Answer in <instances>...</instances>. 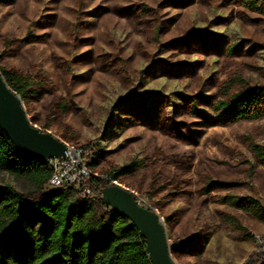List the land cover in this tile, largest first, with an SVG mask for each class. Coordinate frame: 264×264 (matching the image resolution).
<instances>
[{
    "label": "rangeland",
    "instance_id": "obj_1",
    "mask_svg": "<svg viewBox=\"0 0 264 264\" xmlns=\"http://www.w3.org/2000/svg\"><path fill=\"white\" fill-rule=\"evenodd\" d=\"M76 1H0V67L45 84L21 100L30 122L89 155L100 149V175L142 162L118 182L167 219L175 264H264L256 260L264 223L219 200L231 194L264 207V167L246 140L264 145V117L223 124L213 110L234 73L244 83L232 92L264 86V14L228 0H81L85 25L75 34ZM140 5L153 12L140 16ZM232 43L238 48L227 54ZM177 130L185 142L174 139ZM207 178L240 185L206 195ZM0 183L34 192L31 181L1 170ZM188 239L191 254L172 252Z\"/></svg>",
    "mask_w": 264,
    "mask_h": 264
},
{
    "label": "trees",
    "instance_id": "obj_2",
    "mask_svg": "<svg viewBox=\"0 0 264 264\" xmlns=\"http://www.w3.org/2000/svg\"><path fill=\"white\" fill-rule=\"evenodd\" d=\"M7 1V0H0ZM248 11L264 14V0H228ZM140 16H147L152 9L146 5L137 7ZM75 22L72 30L75 34L85 25L83 2L76 1L73 12ZM164 26L159 17L152 23V41L159 42ZM238 46L232 43L227 54L236 52ZM69 72V66H66ZM8 85L18 94L21 100L31 98L36 84L45 85L42 81L35 82L31 78L8 71L0 67ZM239 73H234L222 88L223 97L216 101L213 110L222 114L223 124L240 121L259 120L264 117V86H245L232 92L234 87L243 84ZM146 115L149 110L140 106ZM189 114H198L196 101L190 102ZM174 139L185 142L183 131L172 133ZM251 151L259 165L264 167V145L246 137ZM82 146L88 155V167L93 172L101 170L99 159L101 150L89 155L88 146ZM142 162L133 161L117 170L110 167L108 173H115L114 179H120L140 168ZM0 170L16 177L32 182L34 192L25 194L10 184L0 183V264H152L146 250V241L136 226L125 216L106 206L100 196L101 191L109 183L93 177L92 187L97 199L84 200L76 193L67 189L45 190L51 176L48 163L23 155L18 152L7 135L0 129ZM102 171V172H103ZM240 185L239 182H227L207 178L202 192L206 195L215 190H227ZM264 223V207L252 198H238L227 194L220 199ZM231 221L236 220L230 217ZM167 219H164L166 222ZM238 229H242L238 226ZM192 240L188 239L181 245H175L172 252L191 254L189 247ZM264 258L258 255L257 262Z\"/></svg>",
    "mask_w": 264,
    "mask_h": 264
},
{
    "label": "water",
    "instance_id": "obj_3",
    "mask_svg": "<svg viewBox=\"0 0 264 264\" xmlns=\"http://www.w3.org/2000/svg\"><path fill=\"white\" fill-rule=\"evenodd\" d=\"M0 129L23 155L48 161L65 156L67 144L53 134L35 127L27 117L21 98L0 73ZM102 202L127 217L146 241L152 264H175L163 219L153 208L142 204L135 194L121 185L101 191Z\"/></svg>",
    "mask_w": 264,
    "mask_h": 264
},
{
    "label": "built area",
    "instance_id": "obj_4",
    "mask_svg": "<svg viewBox=\"0 0 264 264\" xmlns=\"http://www.w3.org/2000/svg\"><path fill=\"white\" fill-rule=\"evenodd\" d=\"M88 155L82 146L67 144L65 156L49 159L47 161L51 176L46 184L47 190L67 189L76 193L84 200L94 201L97 194L92 187L93 177H98L108 182L109 185H120L114 179L115 173L100 175L88 167Z\"/></svg>",
    "mask_w": 264,
    "mask_h": 264
}]
</instances>
